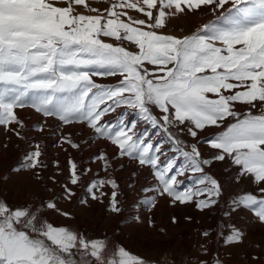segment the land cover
Segmentation results:
<instances>
[{
    "label": "snow or ice",
    "instance_id": "snow-or-ice-1",
    "mask_svg": "<svg viewBox=\"0 0 264 264\" xmlns=\"http://www.w3.org/2000/svg\"><path fill=\"white\" fill-rule=\"evenodd\" d=\"M103 2L109 6L101 11L88 0H0V126L20 136L11 125L24 126L16 109L25 107L65 125L86 124L98 137L115 145L121 156L149 166L158 181L157 194L170 197L172 203L187 204L207 193L208 199L196 201L200 210L217 202L214 197L221 193L217 180L204 174L197 181L203 188L180 190L182 181L177 177L186 171L204 173L203 165L212 160L231 158L240 176L264 185V0ZM130 10L143 18L130 15ZM205 10L216 18L196 32L176 37L163 31L168 18ZM97 76L120 79L105 86L96 83L93 77ZM237 105L248 110L241 115ZM121 107L135 110L154 127L163 121L160 126L165 132L167 126H183L193 138L206 127H222L229 118L235 122L208 141L212 149L219 150L211 160L200 159L196 144L187 151L174 140L177 146L173 150L180 152L186 163L173 172L176 158L161 166V148L135 132V121L103 122ZM152 107L161 113L159 118L151 112ZM64 143L79 148L70 137ZM41 157L36 145L21 167H42ZM69 163L70 183L76 185L80 179L77 165ZM106 184L113 189L110 210L119 213L115 180L93 182L88 193L92 200H100L107 195L102 191ZM64 190L65 198L71 199L72 190L66 186ZM258 190L259 197L244 194L233 204L252 211L264 223V187ZM144 203L154 207L155 197ZM46 207L59 211L55 202ZM243 235L234 229L226 243H241ZM0 264L147 261L123 246L110 248L106 240H89L68 227L54 226L30 209L12 210L0 202Z\"/></svg>",
    "mask_w": 264,
    "mask_h": 264
},
{
    "label": "rangeland",
    "instance_id": "rangeland-1",
    "mask_svg": "<svg viewBox=\"0 0 264 264\" xmlns=\"http://www.w3.org/2000/svg\"><path fill=\"white\" fill-rule=\"evenodd\" d=\"M88 3L101 11L109 6L103 0H88ZM78 7L89 14L83 6ZM203 13L179 14L172 17V21L170 17L163 31L176 37L190 35L215 15L208 12L210 16L204 20ZM129 14L143 18L142 14L131 10ZM93 79L96 83L111 86L120 77L97 76ZM28 109L31 112L27 113ZM236 110L243 115L248 109L237 105ZM253 111L259 114V110ZM151 112L158 118L161 116L155 107L151 108ZM16 113L24 126L11 127L19 131L20 136L0 126V202L10 209H30L42 219L66 224L89 240H106L113 249L127 247L131 254L146 260L147 264H215L217 260L222 264H264V223L252 211L236 208L233 204L244 194L252 193L259 197L261 193L258 188L264 185L258 186L249 176H240L238 166L232 163L231 158L212 160L209 165H203L204 173L186 171L184 176L177 177L182 181L180 190L203 188L204 185H199L197 181L204 174L217 180L221 190L220 196L214 197L217 202L200 210L196 207V201L208 199L207 193L194 197L193 202L187 204L172 203L170 197L157 194L158 181L149 166H141L130 157L121 156L115 145L98 137L86 124L65 125L55 117H44L30 107L16 109ZM37 114L39 118L32 119ZM117 117L125 123L135 121V131L144 134L149 138L147 141L161 148V153H158L161 166L168 159L176 158L173 172L186 163L180 152L173 150L177 146L174 140L180 141L179 147L187 151L191 150L192 144H196L201 153L200 159L211 160L219 150L212 149L208 141L225 130L229 122H235L229 118L222 127H206L193 138L183 126L170 125L165 132L164 127L160 126L163 121L154 127L141 120L135 110L126 107L109 113L103 122L113 121ZM159 129L163 134L159 133ZM169 132L175 137L172 138ZM69 137L79 148L73 149L64 143V139ZM36 145L42 151L43 166L37 169L22 168L25 157ZM101 155L106 159H99ZM69 161L77 165L80 179L76 185L70 183ZM17 168L21 170L16 171ZM109 179L115 180L118 185L119 213L110 210L111 186H104L102 191L107 195L100 200H92L88 193V187L93 182ZM65 186L74 193L71 199L65 198ZM153 197L157 201L154 207L144 203ZM48 202H55L59 211L48 209ZM65 212L70 215L65 217L62 215ZM234 229L243 232V241L230 245L226 243V238Z\"/></svg>",
    "mask_w": 264,
    "mask_h": 264
},
{
    "label": "crops",
    "instance_id": "crops-1",
    "mask_svg": "<svg viewBox=\"0 0 264 264\" xmlns=\"http://www.w3.org/2000/svg\"><path fill=\"white\" fill-rule=\"evenodd\" d=\"M197 30V29H196ZM196 30L194 31V32H196ZM193 32V33H194ZM189 35V34H188ZM157 118H158V116H157ZM119 119H121V118H116L115 120H110V121H106V123L105 124H116V123H118V121H119ZM156 130H158V129H156ZM136 132V131H135ZM141 138H143V139H145L146 140V142H149V141H147L149 138L148 137H146L144 134H142V133H138V131L136 132ZM159 133H162V131L159 129ZM163 134V133H162ZM144 135V136H143ZM169 135L172 137V138H174L175 136H173L170 132H169ZM209 136V135H208ZM168 138V137H167ZM198 140H200V138H198ZM176 141V140H175ZM30 171V170H29ZM151 171H153L152 169H151ZM155 203H157V201H155ZM12 210H16V208H11ZM19 209H22L21 207H19ZM63 215V214H62ZM45 220H47L48 222H51L54 226H65V227H67V225L66 224H61V223H57V222H53V221H50L49 219H45ZM55 221V220H54ZM109 247L110 248H112V244L111 243H109ZM127 251H128V249H127V247H124Z\"/></svg>",
    "mask_w": 264,
    "mask_h": 264
},
{
    "label": "bare ground",
    "instance_id": "bare-ground-1",
    "mask_svg": "<svg viewBox=\"0 0 264 264\" xmlns=\"http://www.w3.org/2000/svg\"><path fill=\"white\" fill-rule=\"evenodd\" d=\"M204 13H205V15H204V20H206L210 15L208 14V11H207V10H205ZM204 13H203V14H204ZM185 16H186V15H185ZM175 17H176V16H175ZM178 17H179V16H178ZM201 17H203V16L201 15ZM201 17H200V18H201ZM185 18H186V17H185ZM200 18H199V19H200ZM168 19H169V18H168ZM180 19H181V18H180ZM199 19H198V20H199ZM202 19H203V18H202ZM176 20H177V19H176ZM196 20H197V19H196ZM204 20L202 21V23L204 22ZM171 21H172V17H171ZM200 21H201V20H200ZM175 22H176V21H175ZM202 23H201V24H202ZM197 24H199V23H197ZM199 25H200V24H199ZM184 30H185V29H184ZM25 111H26V110H25ZM20 112H21V111H20ZM26 112H27V113H28V112H31V110L28 109V111H26ZM34 118H35V119L39 118V115H38V114H37V115H34V116L32 117V119H34ZM158 135H159V134H158ZM168 144H169V142H168ZM163 145H164V144H163ZM165 146H166V145H165ZM132 165H133V164H132Z\"/></svg>",
    "mask_w": 264,
    "mask_h": 264
}]
</instances>
